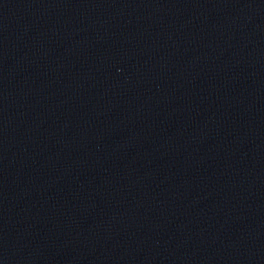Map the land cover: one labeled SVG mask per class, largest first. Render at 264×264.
Returning <instances> with one entry per match:
<instances>
[{"label": "water", "instance_id": "water-1", "mask_svg": "<svg viewBox=\"0 0 264 264\" xmlns=\"http://www.w3.org/2000/svg\"><path fill=\"white\" fill-rule=\"evenodd\" d=\"M0 264H264V0H0Z\"/></svg>", "mask_w": 264, "mask_h": 264}]
</instances>
